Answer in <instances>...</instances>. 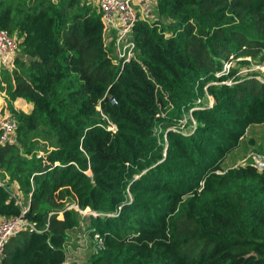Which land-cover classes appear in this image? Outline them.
Masks as SVG:
<instances>
[{"label":"trees","instance_id":"16d2710c","mask_svg":"<svg viewBox=\"0 0 264 264\" xmlns=\"http://www.w3.org/2000/svg\"><path fill=\"white\" fill-rule=\"evenodd\" d=\"M154 10L121 68L93 0H0L18 42L0 91L30 103L12 107L16 134L0 144V215L31 193L43 230L12 236L2 264H64L80 234L93 239L85 264H264V168L227 163L264 125V79L224 68L264 63V0Z\"/></svg>","mask_w":264,"mask_h":264},{"label":"built area","instance_id":"2783aa9c","mask_svg":"<svg viewBox=\"0 0 264 264\" xmlns=\"http://www.w3.org/2000/svg\"><path fill=\"white\" fill-rule=\"evenodd\" d=\"M94 1H96V4L101 11V19L104 24L106 38L105 43L107 45V37H111L116 63L120 64L121 68H123L125 63L131 61L136 53V43L131 36L134 25L139 19L143 18L142 14L148 12L146 11L148 3H153L155 5L156 0ZM17 53L18 42L16 38L10 35L8 31L0 30V68H6L12 71L15 68ZM246 59L250 61L252 60L250 57H246ZM252 65L253 68L256 67L258 69L257 72L264 73L262 71L264 70V63H254ZM229 67L230 66H227L226 69H229ZM250 70H252V68H250ZM228 83H231V80H229ZM2 95L7 96L5 93ZM5 104L4 101L0 102V144H5L11 141L16 134L18 126L17 119L5 113ZM110 128L115 129V126L112 124ZM257 155L262 159L258 160L257 164L264 163V156L261 154ZM4 182L5 181H3L0 176V184L3 185ZM30 198L31 193L29 194V201ZM18 202L22 205L21 214L11 217L0 215V264H2L6 245L12 236L26 230L31 232L43 231L38 229L36 224L28 218L29 207L25 208L20 200H18ZM76 208L79 209V207ZM79 210L81 212L83 211L81 209Z\"/></svg>","mask_w":264,"mask_h":264},{"label":"rangeland","instance_id":"374dc122","mask_svg":"<svg viewBox=\"0 0 264 264\" xmlns=\"http://www.w3.org/2000/svg\"><path fill=\"white\" fill-rule=\"evenodd\" d=\"M92 1V0H91ZM93 3L95 4L96 1L93 0ZM97 5V4H96ZM154 4L153 3H148V8L145 14L143 15L142 19H149L152 20L153 17L155 16V10H154ZM107 42L109 45H111V37H107ZM254 64L252 60L250 61L249 65H242V64H237L236 61H233L231 63L226 62L224 65V68L226 69L227 66H232L235 68H239L241 71V75H244L248 73L250 68H252V71H258V69L255 67L253 68ZM4 69V68H3ZM264 72V70H262ZM260 74V79H264V73H259ZM2 94H4L2 91H0V97L5 98ZM210 96H208L209 98ZM6 100V99H5ZM210 103L213 102V99L210 97ZM209 104V102H208ZM14 105V106H12ZM30 103L28 101L24 102L22 98H14V99H7L6 104H5V113L9 114L10 116L13 117L12 114V107L14 109H21L27 111L29 109ZM191 116V115H190ZM187 128L186 126H184ZM264 137V125L263 124H254L249 126L248 128L245 129L244 131V136L240 139V143L238 146L233 150L232 153L235 154V156H232L231 158H228L227 163L228 164H234L238 165V163H245L246 161H255L257 163L258 160H262L259 158L257 154H261L257 152L256 145L261 143L263 141ZM254 139L255 144H251L249 140ZM262 155V154H261ZM238 161V162H235ZM3 176L5 179L9 177V174L7 173L6 170L0 169V176ZM14 183V187L16 186ZM18 185V184H17ZM18 197L20 198V201L23 203V206L25 208H28L30 203H29V195H27L25 192H18ZM71 207H78L77 205H70ZM69 206V207H70ZM91 210L89 208L84 209L82 212L83 214L86 215L88 214ZM29 212V211H28ZM62 215V212H60ZM93 239L90 238L88 235L80 234L77 236L74 240L73 246H71L68 249V257L67 260L64 262V264H85L86 263V258L88 256V253L90 252V248L92 247L91 244ZM96 241V240H94ZM99 241V239H97Z\"/></svg>","mask_w":264,"mask_h":264},{"label":"crops","instance_id":"0c3cea01","mask_svg":"<svg viewBox=\"0 0 264 264\" xmlns=\"http://www.w3.org/2000/svg\"><path fill=\"white\" fill-rule=\"evenodd\" d=\"M5 98H1L0 97V102H3L4 101V103H6V101H7V99L9 100L10 99V97L9 96H4ZM6 99V100H5ZM24 102H26L25 100H23Z\"/></svg>","mask_w":264,"mask_h":264},{"label":"water","instance_id":"95a60500","mask_svg":"<svg viewBox=\"0 0 264 264\" xmlns=\"http://www.w3.org/2000/svg\"><path fill=\"white\" fill-rule=\"evenodd\" d=\"M113 101H114V99H112ZM260 168H264V163H260L259 165H258Z\"/></svg>","mask_w":264,"mask_h":264}]
</instances>
